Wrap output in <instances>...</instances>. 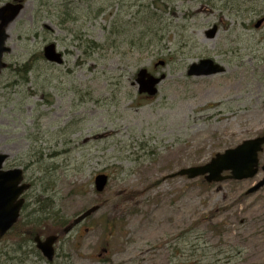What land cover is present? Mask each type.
Returning <instances> with one entry per match:
<instances>
[{
    "label": "rangeland",
    "instance_id": "obj_1",
    "mask_svg": "<svg viewBox=\"0 0 264 264\" xmlns=\"http://www.w3.org/2000/svg\"><path fill=\"white\" fill-rule=\"evenodd\" d=\"M16 1L0 72L3 169L20 168L30 183L26 212L49 205L42 236L59 232L54 215L72 222L98 208L59 235L51 262L8 234L0 264H264V185L246 193L264 171L211 183L170 177L264 134V0L0 6ZM49 43L60 64L44 58ZM204 58L224 71L187 75ZM141 68L163 75L152 96L138 92Z\"/></svg>",
    "mask_w": 264,
    "mask_h": 264
},
{
    "label": "water",
    "instance_id": "obj_2",
    "mask_svg": "<svg viewBox=\"0 0 264 264\" xmlns=\"http://www.w3.org/2000/svg\"><path fill=\"white\" fill-rule=\"evenodd\" d=\"M21 7L22 4L20 2H6L0 6V72L6 66L2 60L3 53L9 51L8 46L5 45L8 37L6 29L17 16ZM262 20H258L255 26H258ZM216 31L217 27L213 25L205 34L208 38H211ZM42 52L47 61L57 64L62 62V53L56 50L53 43L45 45ZM160 63L163 62L161 61ZM223 70L224 68L220 64L214 62L212 59L204 58L198 63L190 64L186 73L191 76H206ZM162 78L163 75L156 77L148 73L145 68L139 69L135 79L138 84V92L146 93L149 96L154 95L157 91L156 85ZM263 144L264 135L245 139L232 148L215 153L208 162L202 165L181 168L171 173L170 177L186 176L187 178H195L203 176L207 182L251 178L258 172V152L262 150ZM6 158V154L0 153V237L17 221L24 201L21 195L29 188L28 183H22L23 176L20 168L3 169L2 166ZM260 168L264 171V164ZM225 171L229 173L223 174ZM105 182V175L99 174L94 179L95 187L98 191L103 188ZM263 185L264 176L250 187L247 193L254 192ZM97 208L98 206L89 208L79 218L74 220L73 223H77ZM55 240L56 236L54 235H49L44 240H40L38 236L34 238L36 247L40 249L48 260L53 258V243Z\"/></svg>",
    "mask_w": 264,
    "mask_h": 264
},
{
    "label": "trees",
    "instance_id": "obj_3",
    "mask_svg": "<svg viewBox=\"0 0 264 264\" xmlns=\"http://www.w3.org/2000/svg\"><path fill=\"white\" fill-rule=\"evenodd\" d=\"M93 45H96V44L93 43ZM29 61L28 63L23 64L24 71L27 70ZM138 193H139L138 191H128L126 192L125 196L133 198V197H136ZM50 209H51V206H50ZM22 212H23V215L22 216L20 215L21 217H19V219L13 225V227L11 228L8 234H13L14 236L18 235L19 238H21L20 240H22V243L26 244L28 242H32V238L34 237L35 234H39V235L45 234L44 232H42V229L45 225L44 222L47 219H52L51 215L53 214L49 211V205L41 206L40 209H32V210H29L28 212H26V207L23 206ZM55 214H57V212H55ZM54 216H55L54 223L55 224L57 223L56 228L58 229L57 231L59 232H56V233L51 232L49 234H57L59 236L62 233L64 234V231L66 228H70L72 226V222L63 220L60 217H57L56 215Z\"/></svg>",
    "mask_w": 264,
    "mask_h": 264
},
{
    "label": "flooded vegetation",
    "instance_id": "obj_4",
    "mask_svg": "<svg viewBox=\"0 0 264 264\" xmlns=\"http://www.w3.org/2000/svg\"><path fill=\"white\" fill-rule=\"evenodd\" d=\"M37 235H39V234H37ZM34 238H35V237L32 238V242H34ZM43 238H44V237H42V239H43ZM39 239L42 240L40 237H39ZM37 250H38V249H37ZM53 250H54L53 258H54V257H55V248H54V245H53ZM38 251H39V250H38ZM39 253H40V251H39ZM52 260H53V259H52Z\"/></svg>",
    "mask_w": 264,
    "mask_h": 264
},
{
    "label": "bare ground",
    "instance_id": "obj_5",
    "mask_svg": "<svg viewBox=\"0 0 264 264\" xmlns=\"http://www.w3.org/2000/svg\"><path fill=\"white\" fill-rule=\"evenodd\" d=\"M116 24H117V25L120 24V21H119L118 23H117V21H116ZM127 27H130V25H127ZM119 39H120V37L116 38V39H115V43H116V42L118 43V42H119Z\"/></svg>",
    "mask_w": 264,
    "mask_h": 264
}]
</instances>
